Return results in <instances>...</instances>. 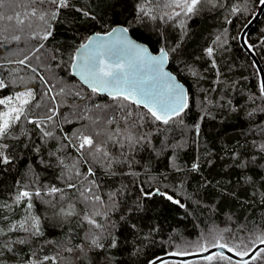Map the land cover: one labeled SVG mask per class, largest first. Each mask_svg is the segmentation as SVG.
Returning a JSON list of instances; mask_svg holds the SVG:
<instances>
[{
  "label": "trees",
  "instance_id": "1",
  "mask_svg": "<svg viewBox=\"0 0 264 264\" xmlns=\"http://www.w3.org/2000/svg\"><path fill=\"white\" fill-rule=\"evenodd\" d=\"M144 2L70 0L72 6L61 10L47 41L32 39L30 31L15 33L21 36L19 42L11 39L12 32L4 33L6 40L0 36V40H4L0 46V64L3 65L0 76L8 84L0 90V97L14 95L27 87L39 91L36 74L15 61L31 55L35 45L44 43L41 52L36 53L41 59L38 61L33 56L29 63L57 88L63 86L84 97L75 100L71 96L66 100L61 97V113L68 114L83 104H112L109 97L93 94L74 78L68 61L74 50L92 34H104L120 25L127 26L132 36L147 44L154 53L161 47L168 51L169 69L189 90V106L178 122L167 131L152 135L151 143L136 153L138 162L134 167L138 175L107 176L97 168L103 189L120 192L118 202H109L105 209L107 219L97 217L104 225L102 230L84 223L79 215L83 204L73 190L65 188L61 177L63 165L59 159L64 158L69 165L76 161L75 150L62 147L67 143L62 137L65 133L71 135L82 122L73 119L69 123L58 116L54 138L42 137L38 129L34 130V125L23 120L16 125L12 129L14 135L2 141L8 145L5 154L12 163L0 164V204L11 203L18 191V181L21 186H29V190L37 187L43 193L56 186L65 188V193L63 199L59 194L33 197L31 215L40 221V234L30 238L24 233L11 234L27 238L28 243L15 244L13 251L0 253L3 264H22L32 251L43 256L54 255L58 249L62 256L69 258L61 260L60 264H148L173 251H189L194 246L210 244L214 241L209 238L213 233L227 241L230 235L255 238L264 230V153L253 146V141L264 142L260 134V128L264 127V101L258 99L261 78L240 40L232 38L237 32L241 34L260 5L257 0H205L201 10L183 18L181 25L169 20L139 19L138 6ZM233 7L242 11L232 14ZM13 8V4L6 3L3 11L11 14ZM76 9L90 15L84 16ZM226 17L231 19L230 24ZM218 35L225 41L223 45L214 43ZM246 39L256 45L254 53L264 68V14ZM208 47L214 48L216 68L211 67L205 53ZM53 55L56 60L51 59ZM193 70L196 75L192 74ZM217 80L220 82L215 83ZM180 120L183 123H179ZM25 131L27 136L23 134ZM165 138L174 146L160 151ZM194 163L199 164L197 170L192 169ZM241 163H246V167H239ZM80 168L84 171L86 166L80 164ZM141 186L145 190L160 188L179 203L154 195L141 200L142 206L136 207ZM69 204L76 215L60 211L63 206L67 212ZM22 208L23 205H13L0 214L19 219L26 215ZM127 208L135 211L129 214ZM122 214L124 219H121ZM86 229L98 234L104 247H90L82 254L64 252L65 247L81 244ZM110 240H115V247L108 246ZM236 262L232 260V264ZM213 264L227 262L214 260ZM252 264H264V260Z\"/></svg>",
  "mask_w": 264,
  "mask_h": 264
},
{
  "label": "snow or ice",
  "instance_id": "2",
  "mask_svg": "<svg viewBox=\"0 0 264 264\" xmlns=\"http://www.w3.org/2000/svg\"><path fill=\"white\" fill-rule=\"evenodd\" d=\"M257 2L264 6V0H257ZM6 3H11L14 6L11 14H6L3 11ZM204 3L205 0H145L138 6L137 17L141 20L145 17L152 20L188 18L198 13ZM70 6H72L70 0H0V36H4L6 32H12L11 39L19 42L21 36L15 33L30 31L32 39L47 41L52 36L53 22L60 18L62 9ZM76 10L84 16L90 15L83 9ZM241 11L238 7L231 9L232 14ZM225 19L229 24L232 22L227 17ZM179 23L183 25L184 20L181 19ZM224 31L227 32V29ZM128 32L129 28L122 26L113 28L105 36L96 35L88 38L74 50L68 61L73 76H78L93 94H103L109 97L113 101L112 104H83L70 110L68 114L61 113L60 107L63 103L61 97L64 100L69 96L73 100L84 99V97L78 91L71 92L63 86L57 88L29 63L33 56L38 61L41 59L36 53L41 52L44 43L35 45L31 55H25L22 59L15 61L36 74L40 85L39 91L26 88L14 95L0 97V164L3 165L11 164L12 160L5 154L8 145L2 141L10 135H14L12 129L22 120L34 125V130L38 129L44 138L55 137L58 116L69 123L73 122V119L82 122L71 135L65 133L62 137L64 141H67L62 147L73 148L76 152V161L69 165L65 163L64 158H60L59 163L63 165L61 177L64 180L65 188L73 190L74 195L83 204L79 215L82 216L84 223L97 230L104 228L97 217L107 219L105 209L109 202H118L120 195L119 190L105 191L103 189L99 182L97 168L103 170L107 176L138 175L134 167V163L138 162L136 153L142 146L151 143L152 135L169 130V126L177 123L178 118L188 108L187 95L183 86L177 82L174 75L165 70L169 52L161 47L158 49V55H153L148 47L129 39ZM246 35L245 33L242 36L237 32L236 36L232 38L239 39L245 50L254 51L256 45L245 39ZM6 39L8 37L4 36V40ZM4 40H0V46L3 45ZM214 43L223 45L225 41H222L218 35ZM205 53L210 60L211 67L216 68L214 48H206ZM51 59L56 60V56L53 55ZM0 67L3 65L0 64ZM192 74L196 75V72L193 70ZM19 79L23 81L24 78L20 77ZM219 82L217 80L215 83ZM6 87L8 84L4 79H0V90ZM212 90L215 91V89ZM258 99L264 101V83L259 85ZM253 102L255 103V100ZM228 104H231L230 100ZM179 123H183V121L180 120ZM160 125L165 127L161 128ZM195 130L198 135V125L195 126ZM60 131L63 130L60 129ZM23 134L28 135L26 131ZM260 134L264 136V127L260 128ZM166 139L162 142L160 151L174 146L166 142ZM253 146L259 152L264 153V142L256 144L253 141ZM36 150L38 151V149ZM80 164L86 166L84 171H81ZM238 166L246 167V163H241ZM198 167V163L192 165L193 170H197ZM246 179L254 183L251 177ZM17 185L18 191L14 199L10 204H0V213L13 205H23L22 211L26 212V215L19 219H12L7 215L0 214V237H7V239H0V253L5 250L13 251L15 244L28 243L27 238L12 236L13 233H24L29 238L40 234V221L31 215L34 196L56 197L59 194L60 199H63L65 193V188L56 186H52L42 193L41 188L31 187L29 190V186H21L19 181ZM139 192L140 195L135 202L136 207L142 206L141 200L150 199L154 195L165 196L171 202L179 203L172 196L162 192L160 188L145 190L141 186ZM60 211L66 215H76L71 204H69L67 212H64L63 206ZM126 211L131 214L135 209L127 208ZM124 218L125 216L122 214L121 219ZM4 221L7 223L5 224ZM251 244L255 247L248 244H244L243 247L237 244L233 247L224 241L223 236H220L210 244H201L200 252H209L211 248L226 249L228 253L240 258L236 264H252L253 261L264 260V247H261L264 245V230L251 241ZM108 246L115 247V240H110ZM90 247L102 248L104 246L100 243L98 234L90 233L86 229L80 245L65 247L63 251L82 254ZM189 254L182 251L168 253L173 257ZM245 257L250 259H245ZM68 259L61 255L59 249L54 255L43 256L32 251L22 264H49V262L60 264L61 260ZM204 259L209 264H213L214 260L232 264V257L225 255L222 251L205 256ZM157 261L159 264H169L161 257L150 260L148 264H157ZM0 264L3 262L0 261Z\"/></svg>",
  "mask_w": 264,
  "mask_h": 264
},
{
  "label": "water",
  "instance_id": "3",
  "mask_svg": "<svg viewBox=\"0 0 264 264\" xmlns=\"http://www.w3.org/2000/svg\"><path fill=\"white\" fill-rule=\"evenodd\" d=\"M264 14V6H259L258 7V10L256 12V14L254 15V17L251 19V21L245 26V28L243 29V31L241 32V35L243 36L245 33L248 35V33L250 32V30L254 27V25H256L259 20L261 19V17L263 16ZM116 27H122L121 25L120 26H116ZM114 27V28H116ZM108 33V32H107ZM107 33H104V34H92L91 37H95L96 35H99V36H105ZM128 38L133 40L134 42L136 43H139V44H142L146 47L149 48L150 52L153 54V55H158V53H154L150 47L145 44V43H142L140 41H138L137 39H135L132 34L130 33V31L128 32ZM247 35L245 37V39L247 38ZM90 37V38H91ZM241 42V41H240ZM242 45V44H241ZM244 48V47H243ZM245 49V48H244ZM249 55L250 57L252 58L254 64L256 65V68L258 69V72L260 74V78H261V83H264V68L262 67V64L260 63V60L259 58L257 57V55L254 53V51H247L245 50ZM169 63H170V60L168 59L166 65H165V70L169 73H171L172 75H174L176 77V80L178 83H180L184 90H185V93L187 95V101H188V106H189V90H188V87H186L179 79L178 77L169 69ZM74 78H76L84 87H86L87 89L88 86L83 84L79 77L78 76H73ZM90 90V89H89ZM91 91V90H90ZM101 96H106V95H103V94H99ZM107 97V96H106ZM186 110V109H185ZM185 112V111H184ZM261 247H264V245H261ZM217 251H222L225 255L227 256H231L232 257V260L234 261H238L240 258L239 257H236V256H233L232 253H228L226 249H216V248H211L209 252H200V253H190L189 255H186V256H170L168 254H165V255H162L160 256L161 258H163L164 260H167V261H176V262H180V263H188V262H191V261H194V260H200V259H204L205 256H208V255H212L213 253L217 252ZM245 259H250L249 257H245ZM157 264H159V261H157Z\"/></svg>",
  "mask_w": 264,
  "mask_h": 264
},
{
  "label": "rangeland",
  "instance_id": "4",
  "mask_svg": "<svg viewBox=\"0 0 264 264\" xmlns=\"http://www.w3.org/2000/svg\"><path fill=\"white\" fill-rule=\"evenodd\" d=\"M184 17H179L177 18L176 20H171L169 19V21L173 22L174 24H177L179 23V21L181 19H183ZM0 79L1 76H0ZM6 82V80H5ZM29 88V87H27ZM26 88H24L23 90H19V91H24ZM32 89V88H31ZM208 236V235H207ZM220 236L217 234V233H213L209 236V238H211L212 240H215V239H218ZM209 238H207L209 240ZM255 238H245L243 236H240V235H230L228 238H227V242L229 245L235 247L237 244H240L241 247H243L244 244H248L250 245L251 247H255V245H252L251 244V241L254 240ZM207 241V240H206ZM182 252H188V253H200V245L199 246H194L193 249L189 250V251H182ZM256 261H263V260H256ZM169 264H177L176 261H168ZM204 263H208V261L204 260V259H201V260H194V261H191V262H188L186 264H204Z\"/></svg>",
  "mask_w": 264,
  "mask_h": 264
}]
</instances>
